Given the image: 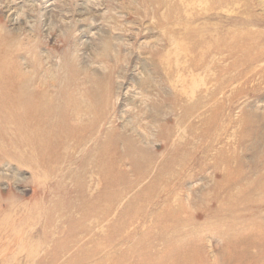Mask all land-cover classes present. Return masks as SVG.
Returning <instances> with one entry per match:
<instances>
[{"label": "rangeland", "instance_id": "obj_1", "mask_svg": "<svg viewBox=\"0 0 264 264\" xmlns=\"http://www.w3.org/2000/svg\"><path fill=\"white\" fill-rule=\"evenodd\" d=\"M0 76V264H264V0H0Z\"/></svg>", "mask_w": 264, "mask_h": 264}, {"label": "bare ground", "instance_id": "obj_2", "mask_svg": "<svg viewBox=\"0 0 264 264\" xmlns=\"http://www.w3.org/2000/svg\"><path fill=\"white\" fill-rule=\"evenodd\" d=\"M232 39H234V37H231V39L224 40L220 45L223 46L224 48H226L227 50H230L229 48L231 47V45H235V43H234V41H233ZM192 46H193V47H196L197 44L192 43ZM206 47H207V46L204 45V49H203V46H200V54L204 53L203 51L205 50ZM216 47L218 48L217 45H216ZM246 48H247V47H245L243 50H245ZM218 49H219V48H218ZM245 51H246V50H245ZM205 52H206V51H205ZM220 52H222V51L219 49V52H218V53H220ZM224 52H226V51H224ZM243 56H244V55H243ZM245 56H247V55H245ZM206 58H207V56H204V55H203V56H198L197 59H193V58H191V61H192V63H201V62H206ZM7 59H8V58H7ZM3 61H4V60H3ZM5 62H6V61H5ZM8 62H9V60H8ZM211 62H212V61H211ZM217 62H218V61H217V59H216V62L214 63V65L218 64ZM207 64H208V63H206V65H207ZM210 64H211V63H210ZM2 65H3V64H2ZM7 66H9V65H7ZM1 67H2V66H1ZM5 68H6V67H5ZM1 71H2V70H1ZM0 77H1V76H0ZM2 77L4 78V76H2ZM15 80H17V79H15ZM11 81H12V80H11ZM1 82H2V81H1ZM1 82H0V83H1ZM6 82H7V80H6L4 83H6ZM12 82H13V81H12ZM8 84H9V83H8ZM11 85H12V84H11ZM2 86H6V85L3 84ZM0 87H1V86H0ZM7 87H8V85L6 86V88H7ZM10 87H11V86H10ZM12 88H13V87H12ZM3 89H4V88H3ZM13 89H14V88H13ZM8 91H9V90H8ZM22 91H24V90H22ZM0 92H1V91H0ZM6 94H7V93H6ZM10 94H11V93H10ZM12 94H13V93H12ZM25 94H26V93H25ZM25 94L23 93L22 96L24 95L23 97L26 98V99H24V98L22 97V98H23V99H22L23 103H20L21 101L19 100V101H18V106H19V105H24V107L26 108V111H27V109L30 110V108H29V107H30V105H29V104H30V103H29V102H30V98H29L28 95H25ZM1 95H3V94H1ZM32 95L34 96L33 93H32ZM7 96H8V95H7ZM33 96H32V98H33ZM1 97H2V96H1ZM3 97H4V96H3ZM4 99H5V98H4ZM10 99H11V98H10ZM31 100H32V99H31ZM34 100H35V99H34ZM13 101H14V100H12V103H13ZM9 102H10V101H9ZM14 102H16V101H14ZM37 102H38V101H37ZM13 104H14V103H13ZM13 104H12V105H13ZM15 104H16V103H15ZM15 104H14V105H15ZM37 104L40 105L41 103H37ZM83 105H84V104H83ZM15 106H17V105H15ZM44 106H45V105H44ZM5 107H6V106H5ZM72 107H73V106H72ZM74 107H75V106H74ZM74 107H73V108H74ZM13 108H14V107H13ZM13 108H12V109H13ZM25 108H24V109H25ZM12 109L9 110V111H10V112H9L10 114H13V113H14V110H12ZM85 110H86V109H85ZM18 111H19V110H18ZM7 112H8V111H7ZM27 112H28V111H27ZM27 112H25V114H26ZM38 112H39L40 114L42 113L40 110H38ZM45 112L47 113V115H49V112H48V111H45ZM61 112H62V111H61ZM17 113H18V112H17ZM46 113H44V114H46ZM15 114H16V113H15ZM18 114H20V113H18ZM44 114H42V115H44ZM51 114H52V113H51ZM71 114H72V113H71ZM81 114L84 115L83 111H81ZM81 114H80V115H81ZM85 114H87V110L85 111ZM28 115H29V114H28ZM91 115H92V114H91ZM39 116H41V115H39ZM72 116H73V114H72ZM28 117H30V116H28ZM28 117H27V118H28ZM46 118H47V117H46ZM55 118H56V117H55ZM61 119H62V118H61ZM11 120H12V119H11ZM14 120H15V118H14ZM14 120H13V121H14ZM28 121H29V120H28ZM53 121H54V120H53ZM57 121H58V119H57ZM47 122H48V121H47ZM62 122H63V121H62ZM23 123H24V121H23ZM57 123H58V122H57ZM57 123H56V124H57ZM30 124H31V123H30ZM9 125H10V124H9ZM27 125H29V123H28ZM33 125H34V124H33ZM38 125H39V124H38ZM40 125H41V124H40ZM53 125H54V124H53ZM53 125H52V127H53ZM57 125H59V124H57ZM12 126H13V125H12ZM31 126H32V125H31ZM36 126H37V125H36ZM36 126H35V127L33 126V127L36 128ZM44 126H45V125H44ZM60 126H61V124H60ZM14 127H15V126H14ZM48 127H50V125H48ZM58 127H59V126H58ZM15 128H16V127H15ZM30 128H32V127H30ZM40 128H41V127H40ZM53 128H54V127H53ZM56 128H57V127H56ZM59 128H60V127H59ZM59 128H58V129H59ZM37 129H39V128L37 127ZM54 129H55V128H54ZM32 130H33V129H32ZM32 130H31V132H32ZM34 130H35V129H34ZM66 130H68V129L66 128ZM45 131H46V130H45ZM49 131H50V130H49ZM69 131H70V130H69ZM69 131H68V132H69ZM40 132H41V131H40ZM33 133H35V131H34ZM47 133H48V131H47ZM70 133H71V132H70ZM36 134H37V133H36ZM42 134H43V133H42ZM76 135H77V134H76ZM47 136H48V135H47ZM87 136H89V135H87ZM41 137H42V136H41ZM74 137H75V136H74ZM39 140H40V139H39ZM39 140H38V141H39ZM41 140H42V138H41ZM109 140H110V139H109ZM35 141H36V140H35ZM83 142H84V141H83ZM86 142H87V141H86ZM94 142H95V141H94ZM106 142H107V140H106ZM109 142H110V141H109ZM84 143H85V142H84ZM100 143H101V141H100ZM100 143H99V144H100ZM47 144H48V143H47ZM43 145H44V144H43ZM43 145H41V146H43ZM50 145H51V144H50ZM101 145H102V144H101ZM110 145H112V144H110ZM44 146L46 147V143H45ZM44 146H43V147H44ZM108 147H109V146H108ZM47 148H48V147H47ZM50 148H51V147H50ZM50 148H49L48 151H50ZM53 148H54V147H53ZM96 148H97V147H96ZM103 149H104V148H103ZM103 149H102V150H103ZM51 150H52V149H51ZM96 150H97V149H96ZM104 151H105V150H104ZM95 152H96V151H95ZM100 152H101V151H100ZM107 152H108V151H107ZM106 155H109V154H106ZM92 157H93V156H92ZM97 157H98V156H97ZM103 157H104V156H103V154H102L101 159H103ZM105 158H106V157H105ZM108 158H109V157H108ZM92 159H93V158H92ZM94 160H95V159H94ZM99 162H100V161H99ZM135 162H136V161H135ZM135 162H134V163H135ZM137 162H138V161H137ZM90 163H91V162H90ZM101 163H102V162H101ZM103 164H104V162H103ZM117 164H118V163H117ZM136 164H137V163H136ZM98 165L100 166L101 164H98ZM105 166H106V165H105ZM105 166H104V167H105ZM88 167H89V166H88ZM100 167H102V166H100ZM102 168H103V167H102ZM97 169H98V168H97ZM95 170H96V169H95ZM98 170H99V169H98ZM105 170H107L106 167H105ZM99 171L101 172V170H99ZM99 171H96V172H99ZM94 172H95V171H94ZM92 173H93V172H92ZM93 174H94V173H93ZM95 175H96V174H95ZM102 175H103V174H102ZM100 176H101V175H100ZM101 177H102V176H101ZM111 180H112V179H111ZM84 183H85V182H84ZM85 184H86V183H85ZM109 184H111V183H109ZM79 186H80V185H79ZM109 186H110V185H109ZM114 187H115V186H114ZM114 187H113V188H114ZM84 188H85V186H84ZM232 188H233V187H232ZM97 189H98V188H97ZM101 189H102V188H101ZM99 190H100V189H99ZM114 190H115V189H114ZM85 191H86V190H85ZM117 192H118V191H117ZM118 193H120V192H118ZM107 194H108V193H107ZM83 196L85 197V195H83ZM110 197H111V196H110ZM247 197H248V194H247ZM108 202H109V201H108ZM85 203H86V202H85ZM99 204H100V203H99ZM86 206H87V205H85V207H86ZM83 208H84V207H83ZM86 208H87V207H86ZM81 209H82V208H81ZM84 209H85V208H84ZM89 209H90V207H89ZM105 209H107V208H105ZM81 211H82V210H81ZM85 211H86V210H85ZM25 213H27V212H25ZM85 213H86V212H85ZM85 213H84V215H85ZM19 215H20V214H19ZM82 215H83V214H82ZM87 215H89V214H87ZM0 216H1V215H0ZM24 216H25V215H24ZM91 216H92V215H91ZM15 217H16V216H15ZM15 217H14V218H15ZM82 217H84V216H82ZM86 217H88V216H86ZM95 217H96V216H95ZM75 218H76V217H75ZM75 218H74V219H75ZM98 218H99V217H98ZM10 219H11V218H10ZM35 219H36V218H35ZM77 219H78V218H77ZM87 219H88V218H87ZM14 220H15V219H14ZM14 220H13V221H14ZM21 220H22V219H21ZM82 220H84V219H82ZM9 221H10V220H9ZM11 221H12V220H11ZM18 221H19V220H18ZM33 221H34V220H33ZM72 221H73V220H72ZM75 221H76V220H75ZM85 221H86V219H85ZM87 221H88V220H87ZM6 222H7V221H5V223H6ZM15 222H16V221H15ZM17 223H18V222H17ZM20 223H21V222H20ZM32 223H33V222H32ZM73 223H74V222H72L71 225H73ZM80 223H81V222H80ZM84 223H85V222H84ZM7 224L9 225V222H8ZM7 224H6V225H7ZM94 224H95V223H94ZM162 224H163V223H162ZM85 225H86V224H85ZM4 226H5V225H4ZM26 226H27V225H26ZM78 226H80V225H78ZM92 226H93V225H92ZM96 226H97V225H96ZM98 226H99V225H98ZM2 227H3V226H2ZM2 227H1V229H2ZM13 227H14V226H13ZM23 227H24V225H23ZM6 228H8V227H6ZM70 228H71V227H70ZM80 228H82V227L80 226ZM88 228H89V227H88ZM4 229H5V228H4ZM10 229H13V228H10ZM24 229H25V228H24ZM86 229H87V228H86ZM5 230H6V229H5ZM13 231H14V230H13ZM81 231H82V229H81ZM167 231H168V230H167ZM2 232H3V230H2ZM8 233L10 234V232H8ZM12 233H13V232H12ZM17 233H18V232H17ZM70 233H71V232H70ZM82 233H83V232H82ZM164 233H165V232H164ZM1 234H2V233H1ZM9 234H8V235H9ZM88 234H89V233H88ZM95 234H96V233H95ZM72 235H73V234H72ZM74 236H75V235H74ZM76 236H77V235H76ZM163 236H164V235H163ZM163 236H162V237H163ZM160 237H161V236H160ZM162 237H161V238H162ZM166 237H167V234H166ZM258 237H259V236H258ZM11 238H12V237H11ZM11 238H10V239H11ZM78 238H79V237H78ZM83 238H84V237H83ZM83 238H82V239H83ZM72 239H73V238H72ZM74 239H75V238H74ZM158 239H159V238H158ZM164 239L166 240V238H164ZM182 239H183V238H182ZM79 240H81V239H79ZM253 240H254L253 238H251V237H247V238L244 239V242H246V241H247V242H248V241L256 242L255 240H254V241H253ZM105 241H106V240H105ZM166 241H167V240H166ZM73 242H75V241L73 240ZM77 242L79 243V241H77ZM177 242H178V241H177ZM179 242H180V241H179ZM184 242H185V241H184ZM181 243H183V242H181ZM16 244H17V243H16ZM64 244H65V243H64ZM84 244H85V242H84ZM20 245H21V244H20ZM87 247H88V246H87ZM165 247H166V246H165ZM162 248H163V246H162ZM151 249H152V245H151ZM154 249H155V248H154ZM157 250H158V249H157ZM150 252H151V251H150ZM150 252H148V253H150ZM81 253H82V252H81ZM154 253H155V252H153L152 255H154ZM112 254H114V253H112ZM78 256H79V255H78ZM148 257H149V256H148ZM72 258H73V257H72ZM76 260H77V259H76ZM156 260H157V259H156ZM73 261H74V259H73ZM185 261H186V260H185ZM79 262H80V261H79ZM176 263H177V262H176Z\"/></svg>", "mask_w": 264, "mask_h": 264}]
</instances>
